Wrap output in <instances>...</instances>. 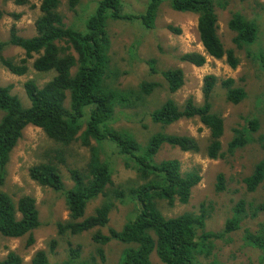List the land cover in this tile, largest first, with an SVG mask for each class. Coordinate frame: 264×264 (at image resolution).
Instances as JSON below:
<instances>
[{
	"label": "trees",
	"instance_id": "16d2710c",
	"mask_svg": "<svg viewBox=\"0 0 264 264\" xmlns=\"http://www.w3.org/2000/svg\"><path fill=\"white\" fill-rule=\"evenodd\" d=\"M81 1L67 0L68 9L78 13ZM162 1L149 0L144 12L125 13L122 0H98L83 26H77L69 23L61 10L62 0H40V14L35 21L37 33L25 37L13 27L8 40L0 42V61L12 73L26 74L28 62L33 58L36 70L54 72L51 80L43 85L33 79L25 82V91L31 101L29 107L23 105L10 86L0 85V109L4 112L0 119V184L4 183L11 152L25 128L33 125L40 127L56 144L55 148L51 147L45 153L43 160L30 167L29 172L39 184L64 195L69 218L58 224L60 233L78 234L106 227L117 200L135 204V211L122 229L110 227L108 234L100 230L93 234V240L101 245L98 249L101 263L83 258L80 247H70L69 258L63 262L52 263L48 252L40 249L28 264H109L105 262L103 246L112 239L129 245L116 264H153L151 254L154 251L165 264H218L216 260L202 262L200 257L210 254L213 240L240 228L241 220L236 215L227 219L221 231L206 232L203 230L206 220L203 208L200 214L186 212L175 217L165 216L161 211L160 200L168 204H175L176 201L187 203L193 187L202 176L198 169L183 171L177 158L157 160V155L164 145L197 152L200 150L197 139L161 130L140 141L130 127H116L118 107L147 106L145 99L160 84L143 81L137 89L111 86L108 21L140 18L143 26L153 28ZM170 1L179 12L197 14V30L205 50V53H185L182 60L201 66L209 55L217 59L226 58L233 68L238 66L239 58L234 48H225L219 36L215 0ZM15 2L25 4L27 0ZM2 15L0 11V18ZM228 25L235 32L232 40L238 48L255 40L258 24L245 18L244 14L235 12ZM7 45L21 47L25 56L16 60L3 55L2 50ZM150 63L152 72H159L153 61L150 60ZM160 73L170 92H176L184 83V72L180 68ZM217 80L215 75L206 76L205 101L201 105L189 99L182 107L169 98L147 113L154 123L161 126L182 118L198 117L210 131L206 145L210 158L224 154L220 139L224 132V120L213 111L211 102ZM223 85L227 89L228 100L238 103L246 97L245 89L235 86L233 78L224 80ZM248 122L251 132L256 133L260 128L259 120L253 117ZM236 132L238 135L231 141L233 147H242L253 141L240 130ZM93 140L97 145L92 143ZM79 141L89 148L90 154L83 165H71L67 154L70 157L74 155L70 146ZM104 143L113 147L116 158L122 160L125 168L135 171L138 181H128L126 188L123 184L110 188L115 185V164L107 157L102 158ZM64 171L73 181L72 186L66 184ZM222 182L223 175H220L218 189L223 188ZM247 183L248 189L253 191L260 185L264 186V158L257 161L252 174L247 177ZM98 196H105L106 200L95 208L93 214L85 216L88 204ZM241 205L239 203L237 209ZM255 208L257 213L264 210V202ZM39 225V209L34 196L23 195L16 202L9 193L0 191V233L3 236L17 238L28 235V245H32L35 241L32 233ZM259 226L256 231L247 229L245 240L264 252V221ZM0 264L25 263L18 253L11 251L0 259Z\"/></svg>",
	"mask_w": 264,
	"mask_h": 264
},
{
	"label": "rangeland",
	"instance_id": "374dc122",
	"mask_svg": "<svg viewBox=\"0 0 264 264\" xmlns=\"http://www.w3.org/2000/svg\"><path fill=\"white\" fill-rule=\"evenodd\" d=\"M97 1L82 0L78 13H75L68 9L67 0H62L61 10L66 14L69 23L83 26L84 21L93 13ZM122 1L125 13H140L145 11L149 0ZM215 3L219 18L218 33L225 48H234L239 58L236 68L231 67L226 58L217 59L209 55L201 66L181 59L185 53H205V50L199 39L197 14L175 10L170 0H163L160 4L153 28L143 26L140 18L108 21L111 86L137 89L143 81L160 84L153 94L145 99L147 106L118 107L119 121L116 127H130L140 141L161 130L197 139L200 144V150L197 152L164 145L157 155V160L177 158L183 171L198 169L202 176L201 181L193 187L187 203L176 201L175 204H168L167 201L160 200L162 213L168 217L186 212L200 214L203 208L206 214L203 230L206 232L221 231L227 219L236 215L241 220L240 228L213 240L210 254L202 255L201 261L216 260L218 264H264V252L245 240L246 230L256 231L260 227L259 223L264 221V210L257 213L255 208L264 202V186L260 185L253 191L248 189L247 183V177L252 174L257 161L264 158V0H215ZM0 11L3 13L0 18V42L8 40L13 27L19 35L25 37L37 33L35 21L40 14V0H27L25 4H17L15 0H0ZM235 12L244 14L245 18L258 24L255 40L246 43L243 48H238L233 42L235 32L228 25ZM2 54L16 60L25 56L24 50L15 45L5 46ZM150 60L159 72H152ZM33 61L34 58L29 60V69L24 75L12 73L0 61V85L10 86L11 91L19 96L25 107L31 106L25 91V82L33 79L43 85L54 75L52 71L36 70ZM172 68H180L184 72V83L176 92L168 90V84L160 73ZM208 75H215L218 79L211 93L212 109L224 120V132L220 138L224 154L218 158H210L206 153L210 131L198 117L182 118L161 126L154 123L147 114L169 98L182 107L189 99L197 105L203 104L205 78ZM228 78H233L235 86L246 91V97L238 103L227 99V89L223 81ZM3 114L0 109V119ZM253 117L260 122L256 133L251 132L248 122ZM236 130H240L246 138H253V141L242 147H233L231 141L238 135ZM92 143L97 145L95 140ZM51 147L55 148L56 144L45 132L40 127L29 125L11 152L7 174L4 183L0 184V191L9 193L16 202L23 195L34 196L39 209L40 225L32 233L35 239L32 245H28V235L13 238L0 233V259L14 251L28 264L36 251L44 249L48 252L50 261L57 263L69 258L70 247H80L83 258L101 263L98 254L101 245L93 240V234L98 230L108 234L110 227L122 229L135 211V204L117 200L118 204L110 212V221L106 227L78 234L60 233L58 224L69 218L64 195L39 184L32 179L29 172L32 165L44 159L45 153ZM70 148L74 155L70 157V154H67L68 162L71 165H83L89 157V148L80 141ZM67 150L71 152L69 148ZM101 151L102 158L107 157V160L115 164V185L110 187L111 189L121 184L126 188L128 181H138L135 171L125 168L122 160L116 158L109 143H104ZM63 169L65 170V167ZM63 175L66 184L72 186L73 181L65 171ZM220 175H223L222 189H218ZM105 200V196L94 198L88 204L85 216L93 214L95 208ZM239 203H242V207L237 209ZM128 246L117 239L109 241L103 246L105 262L116 264ZM151 260L153 264H165L155 251L151 254Z\"/></svg>",
	"mask_w": 264,
	"mask_h": 264
}]
</instances>
